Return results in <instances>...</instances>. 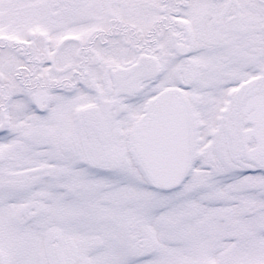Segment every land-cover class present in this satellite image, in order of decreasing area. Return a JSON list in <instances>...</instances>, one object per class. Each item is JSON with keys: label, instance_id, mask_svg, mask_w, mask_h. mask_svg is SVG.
<instances>
[{"label": "snow or ice", "instance_id": "1", "mask_svg": "<svg viewBox=\"0 0 264 264\" xmlns=\"http://www.w3.org/2000/svg\"><path fill=\"white\" fill-rule=\"evenodd\" d=\"M0 264H264V0H0Z\"/></svg>", "mask_w": 264, "mask_h": 264}]
</instances>
